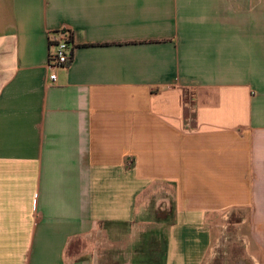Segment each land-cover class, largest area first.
I'll return each mask as SVG.
<instances>
[{
    "label": "crops",
    "instance_id": "crops-1",
    "mask_svg": "<svg viewBox=\"0 0 264 264\" xmlns=\"http://www.w3.org/2000/svg\"><path fill=\"white\" fill-rule=\"evenodd\" d=\"M235 212L264 264V0H0V264H97L111 229L128 264H225Z\"/></svg>",
    "mask_w": 264,
    "mask_h": 264
},
{
    "label": "rangeland",
    "instance_id": "rangeland-1",
    "mask_svg": "<svg viewBox=\"0 0 264 264\" xmlns=\"http://www.w3.org/2000/svg\"><path fill=\"white\" fill-rule=\"evenodd\" d=\"M241 213L235 212L232 213L225 221H240ZM225 223V228H220V239L218 247L216 250V259L222 258V251L230 253L225 260V264H231L232 258L237 259L239 257V262L242 264L245 256V245L244 238L247 237L244 235L247 232V227L237 228L235 225ZM122 236L123 234L120 233ZM115 230L111 229L105 233L98 234L93 236L89 242H86V246H90L95 251V257H97V264H128L126 259V254L124 247L126 244L123 242V238ZM80 244V243H79ZM242 255V256H241ZM229 258V259H228ZM244 258V259H243ZM127 261V262H126ZM222 264V263H217Z\"/></svg>",
    "mask_w": 264,
    "mask_h": 264
},
{
    "label": "built area",
    "instance_id": "built-area-1",
    "mask_svg": "<svg viewBox=\"0 0 264 264\" xmlns=\"http://www.w3.org/2000/svg\"><path fill=\"white\" fill-rule=\"evenodd\" d=\"M50 40V51L46 67L48 70V84L56 83L58 69L68 65L72 55V44L68 30H60L52 34Z\"/></svg>",
    "mask_w": 264,
    "mask_h": 264
}]
</instances>
